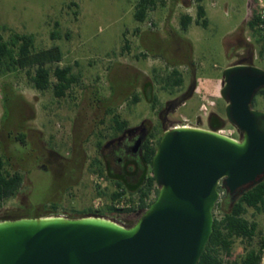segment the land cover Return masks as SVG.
I'll return each mask as SVG.
<instances>
[{
	"label": "rangeland",
	"instance_id": "1",
	"mask_svg": "<svg viewBox=\"0 0 264 264\" xmlns=\"http://www.w3.org/2000/svg\"><path fill=\"white\" fill-rule=\"evenodd\" d=\"M138 1L0 0L4 39L11 33L30 34L36 49L58 46L63 59L51 68L70 66L78 76V84L59 99L51 90H35L26 70L0 75V156L5 172L23 177L16 195L0 203V221L39 215L79 218V212L91 210L125 227L133 225L143 212L106 209L122 199L132 205L136 197L131 191L137 171L126 169L136 168L135 158L119 169L109 161L120 177L102 164V147L120 135L114 129L116 116L127 128H145L152 144L176 126L211 129L215 118L220 130L238 137L219 95L222 71L238 63L264 67L259 57L264 29L260 20L249 25L264 12V0H155L144 22L134 19ZM198 6L204 9L202 18ZM186 15L191 23L183 31L180 20ZM53 33L59 39H52ZM173 69L183 83L170 91L161 79ZM255 100L252 107L264 111V96ZM203 103L213 105L200 114ZM18 134L24 135V144L14 139ZM94 161L103 176L96 173ZM117 180L127 194L112 202ZM224 196L220 191L218 202L228 200ZM213 215L219 219L222 211ZM244 218L257 224L256 235L250 242L235 239L225 262L239 261L247 248H258L264 239V212L247 208Z\"/></svg>",
	"mask_w": 264,
	"mask_h": 264
},
{
	"label": "water",
	"instance_id": "2",
	"mask_svg": "<svg viewBox=\"0 0 264 264\" xmlns=\"http://www.w3.org/2000/svg\"><path fill=\"white\" fill-rule=\"evenodd\" d=\"M262 90L264 67L223 69L219 95L237 139L163 131L150 166L157 196L130 227L94 214L1 220L0 264H198L220 191L239 197L264 181V111L252 107Z\"/></svg>",
	"mask_w": 264,
	"mask_h": 264
},
{
	"label": "trees",
	"instance_id": "3",
	"mask_svg": "<svg viewBox=\"0 0 264 264\" xmlns=\"http://www.w3.org/2000/svg\"><path fill=\"white\" fill-rule=\"evenodd\" d=\"M200 1V0H198ZM155 0H139L135 6L134 19L137 22H144L147 17V12L153 8ZM198 18L204 16V9L201 6L197 8ZM181 29L186 31L188 25L191 23L189 16L181 17ZM259 23V18L253 17L249 23L250 27H254ZM203 27H206V21L201 22ZM52 39H59V35L53 33ZM259 57L264 59V45L259 52ZM63 59V53L58 46H52L44 49H36L34 36L30 34L11 33L8 39L0 34V75L13 73L16 71H27V76L32 84V87L40 92L51 90L55 98H64L74 85L78 84V76L72 73L70 66L59 67L52 65L59 64ZM165 83L164 88L173 90L175 87H180L183 83L181 74L173 69L165 78L161 79ZM264 96V90L258 93ZM8 99H5L6 103ZM112 103V100H108ZM139 98L133 95L132 102L137 103ZM256 104L254 99L252 106ZM110 108H107V113H110ZM114 129L116 133H121L127 128L125 121H120L116 116L113 118ZM210 126L213 131L221 129L222 125L215 118L210 121ZM141 127V126H140ZM14 139L20 144H24V135L18 134ZM159 139L151 144L149 136L144 137L143 146L141 149V156L136 158V168L126 166L127 171L135 172L137 181L132 186L138 201V206L119 209L114 206H107L109 212L118 213H133L143 212L154 201L157 196L158 189L154 183L151 175L150 166L153 154ZM3 158L0 156V203L10 199L16 195L22 186L23 177L20 173L9 174L5 172V164ZM96 166V173L103 176V168H101L98 161H94ZM110 174H113L110 172ZM116 175V174H113ZM115 190L110 194L112 202L117 201L127 194L123 189L121 181L114 182ZM221 192H223L221 190ZM226 197V194L225 196ZM151 198V199H150ZM149 199V202H146ZM247 208L254 209L256 212H264V181L254 186L250 190L244 192L241 196L235 198L233 201L228 200L217 202L214 210L220 209L222 211L221 218H214L213 231L210 239L204 249V252L198 264H260L262 255H264V239L261 240L258 248H247L245 253L241 256L239 261L225 262L223 256H230L232 245L235 239L250 242L253 240L257 231V224L249 222L244 218V213ZM49 212L50 215L54 214ZM80 216L85 214H92L91 210L86 212H79ZM94 214L102 216L101 212L96 211ZM49 216V215H47ZM38 217H42L39 215Z\"/></svg>",
	"mask_w": 264,
	"mask_h": 264
},
{
	"label": "flooded vegetation",
	"instance_id": "4",
	"mask_svg": "<svg viewBox=\"0 0 264 264\" xmlns=\"http://www.w3.org/2000/svg\"><path fill=\"white\" fill-rule=\"evenodd\" d=\"M145 135L146 130L143 127L126 128L119 136L109 140L101 150H106L102 162L105 170L110 169L109 171L111 173H115L119 177L122 176V173L118 169L122 167V163H126L129 159H136L141 156V149ZM137 141H139V144L138 147L135 148ZM109 161L116 162L118 169L115 170L108 167ZM226 198L228 199V202H231V200L233 201L237 197H231L226 194Z\"/></svg>",
	"mask_w": 264,
	"mask_h": 264
},
{
	"label": "built area",
	"instance_id": "5",
	"mask_svg": "<svg viewBox=\"0 0 264 264\" xmlns=\"http://www.w3.org/2000/svg\"><path fill=\"white\" fill-rule=\"evenodd\" d=\"M259 20H260V23H259V28L260 29H264V12H260V14H259ZM211 105H213L212 103H203V104H201V106H200V108H199V113L201 114V113H205L206 111H207V109H208V107H210ZM183 126H185V127H193V126H189V125H183ZM176 127H178V126H176ZM216 132H218V133H220V134H223V135H226V136H229V137H232V138H234V139H237L230 131H226V130H218V131H216ZM151 144H152V142H151ZM151 199V198H150ZM146 202H149V199L146 201ZM133 204V206H138V201H137V197H135L134 198V202L132 203ZM131 205H127V204H125V200L124 199H122L119 203H115V207H117V208H121V209H123V208H129Z\"/></svg>",
	"mask_w": 264,
	"mask_h": 264
}]
</instances>
